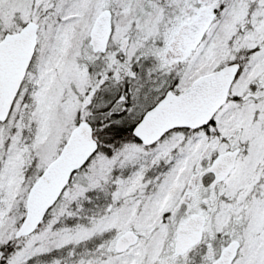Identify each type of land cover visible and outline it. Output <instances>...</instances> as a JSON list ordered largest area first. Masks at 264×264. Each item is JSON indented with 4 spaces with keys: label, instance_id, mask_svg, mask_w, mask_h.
<instances>
[{
    "label": "snow or ice",
    "instance_id": "6c2138e0",
    "mask_svg": "<svg viewBox=\"0 0 264 264\" xmlns=\"http://www.w3.org/2000/svg\"><path fill=\"white\" fill-rule=\"evenodd\" d=\"M0 264H264V0H0Z\"/></svg>",
    "mask_w": 264,
    "mask_h": 264
}]
</instances>
